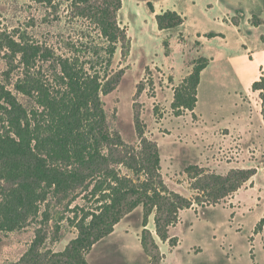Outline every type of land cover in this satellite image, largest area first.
<instances>
[{
  "label": "rangeland",
  "instance_id": "obj_1",
  "mask_svg": "<svg viewBox=\"0 0 264 264\" xmlns=\"http://www.w3.org/2000/svg\"><path fill=\"white\" fill-rule=\"evenodd\" d=\"M122 1L118 21L127 31V41L118 44L112 64L107 66V41L99 23L85 15L90 14L87 6L74 0L52 3L0 0V83L12 90L25 108L37 112L33 119L37 123L44 109L38 102V90L50 88L57 94L65 86L61 79V58H69L92 74L99 71L104 78L121 74L111 92L100 94L112 140L115 138L121 145L113 141L102 150L110 155L109 163L122 176L137 182L148 177V172L142 171L148 159L147 141L157 142L159 146V174L167 187L188 198L197 197L201 191L195 188L200 178L186 171L190 165L218 174L232 170L229 168L234 160L241 167L262 168L254 176L253 186L244 188L234 201L228 198L206 207L196 200L184 209L188 211L182 213L174 229L180 239L177 248L157 238L163 244L165 264H264V229L255 232L264 216V123L260 121L263 116L258 91L251 88L245 95L258 132L248 136L246 142L239 141V137L226 140L228 129L224 127L233 123L236 112L240 111L229 93L246 92L257 72L256 63L264 65V0H247L240 9L246 43L253 54L237 41L234 24L223 23L228 15L233 21L239 19L233 13L236 14L240 0H221L217 4L216 0ZM175 7L182 10L185 24L160 30L156 15ZM200 31L220 32V35L211 37L215 39L204 47L197 36ZM224 33L229 36L228 43L223 40ZM11 37L30 50L38 47L42 56L38 55L33 64L26 66L22 53L9 47ZM205 37L207 41L210 39ZM226 52L231 62L219 64ZM203 56L217 57L220 61L214 66L218 70L212 80L205 75L200 96L198 88L197 111L204 117L199 121L189 111L176 116L172 107L175 90ZM19 84H24L22 88L31 90L32 95L20 91ZM244 107L249 109L248 104ZM213 126L216 128L211 129ZM43 130L46 133L45 125ZM62 168L65 172L71 169L67 164H62ZM99 180L98 174L73 182L64 178L61 186L46 187L45 199L29 207L22 226L14 230L6 229L1 223L6 218L2 205L13 199L16 184L1 181L0 264L21 260L37 239L41 242L38 250L44 257L33 263L55 264L51 253L63 251L78 236L77 222L81 217L86 212L97 211L103 204L102 194L95 189ZM126 218L131 234L120 232L119 245L115 247L108 245L110 241L105 238L100 240L86 255L90 264L142 263V257L125 244H134L138 231L143 230V207L139 206ZM149 227L156 234L154 215L150 217ZM131 252L129 261L124 256Z\"/></svg>",
  "mask_w": 264,
  "mask_h": 264
},
{
  "label": "trees",
  "instance_id": "obj_2",
  "mask_svg": "<svg viewBox=\"0 0 264 264\" xmlns=\"http://www.w3.org/2000/svg\"><path fill=\"white\" fill-rule=\"evenodd\" d=\"M39 1L52 3L54 0ZM74 1L87 6L90 14L85 15L93 17L99 23L101 34L107 41L105 61L107 66H111L118 44L127 41V31L118 21L123 1ZM150 7L153 10L152 4ZM156 21L160 30H167L181 26L185 17L176 10L168 9L158 13ZM219 35L215 32L205 34L210 38ZM8 43L14 52L22 53L26 66L33 64L37 56L41 55L38 47L33 46L30 50L29 46L12 37L8 38ZM44 57L46 59L47 56ZM209 62L210 59L204 56L196 61L193 72L175 90L172 107L176 116H181L186 111L195 116L201 73ZM59 64L65 86L56 91L57 94L50 88L38 90V102L44 109L37 123H33L37 112L25 108L12 90L0 83V185L1 181L16 184L13 199L2 205L6 218L1 225H5L8 230L22 226L26 210L37 201L45 199V188L61 186L64 178L73 182L85 180L95 174L100 177L95 189L96 193L102 194L103 204L97 211L86 212L81 217L77 222L78 236L63 251L51 253L55 264H90L86 255L94 245L109 236L115 226L139 206L143 207L141 244L150 257L148 264H162L165 255L157 237L162 241H169L172 247L177 246L179 239L171 235L170 230L179 222L181 211L190 208L196 200L203 206L221 203L257 174L256 167L234 168L227 174H218L207 172L198 165H190L186 171L200 178L195 188L201 191L197 197L188 198L167 187L159 174V146L157 142L146 140L149 153L142 171L148 172L147 179H139L140 182H137L128 176H122L109 163L110 155L102 150L110 142L114 141L116 145H121V142L115 138L112 140L100 97L102 91L109 93L115 88L121 74L111 79L104 78L99 71L92 74L69 58H61ZM23 86L24 84H19L17 88L32 95V91L22 88ZM251 88L259 92L264 121V73L252 83ZM62 164H67L71 169L65 172ZM152 215L156 234L148 227ZM263 228L264 216L255 232H261ZM40 243L39 239L35 240L23 258L11 264H36L33 262L44 257L38 250Z\"/></svg>",
  "mask_w": 264,
  "mask_h": 264
},
{
  "label": "crops",
  "instance_id": "obj_3",
  "mask_svg": "<svg viewBox=\"0 0 264 264\" xmlns=\"http://www.w3.org/2000/svg\"><path fill=\"white\" fill-rule=\"evenodd\" d=\"M217 3H221V0H216V4ZM239 3H240V6L236 9V14H234L233 13V15H239V19H237L236 21H233L232 19H231V17L228 15V16H226V19L224 18L223 19V23L225 22V21H227L229 24H231V23H233L234 24V26H235V28H236V31H237V37H238V40L237 41H239V43L242 45V47L245 49V50H247L248 52H250V53H252L253 54V52L251 51V49L248 47V44L246 43V34H245V31H244V27H243V21H242V18L240 19V14L242 13L241 11H240V9L241 8H243V4H245L246 5V3H247V0H240L239 1ZM209 5H212V6H214L215 4H209ZM171 10H175L176 9V11H178L179 13L182 11V10H179V8L178 7H175V8H170ZM166 10H168V9H166ZM165 10V11H166ZM162 12V11H161ZM156 13V12H155ZM182 15H183V13H182ZM232 16V15H231ZM185 21H186V18H185ZM185 24V22L181 25V26H183ZM181 26H179V27H181ZM207 33H209V32H206V31H200V32H198L197 33V36L199 37V41H201V44L205 47L206 46V44L209 42V41H213L215 38H210V39H208V41L206 40L207 38L205 37V34H207ZM216 33V32H215ZM218 34H220V32H217ZM221 34H223V33H221ZM225 34V38H223V40H225L227 43L229 42V36L226 34V33H224ZM204 57H207V56H204ZM209 59H210V62H209V64H208V66L202 71V73H201V82H200V85H199V96H200V91H201V88H202V86H203V79H204V77H205V75L207 74L208 76V78H211V80L213 79V76L216 74V71L218 70L217 69V67L216 68H214V66L217 64V63H219L220 61V63L219 64H221L223 61H229V62H231V57H230V55L228 54V52H226L225 53V55H224V59L223 60H220L219 62H218V58L216 57H209ZM253 60V59H252ZM254 61V60H253ZM221 69H222V67H221ZM256 69H257V72H256V74H255V76L250 80V82L248 83V86H247V90H246V92H241V93H239V91H234V94H233V92H230L229 93V95H230V97H231V100L232 101H234V103H235V105H236V107H238L239 108V112H236L237 114L235 115V118H234V121H233V123H228V125L227 126H224V127H226L227 129H228V132H227V134H225L227 137H226V140H230V139H233L234 140V138L236 137H239L238 138V140L239 141H243V142H246L247 141V137L249 136V137H253L254 135H255V133H257L258 132V130L256 129V125H257V121H256V125L253 123V116H252V113H253V110L250 108L251 107V104L249 103V101L248 100H245V95H248L247 93L249 92V90L251 89V86H252V83L255 81V80H257L259 77H260V75L263 73V71H264V65H263V63H256ZM216 70V71H215ZM220 99L222 98L221 97V95H219L218 96ZM248 104L249 105V109H245V107H244V105L245 104ZM197 109H198V106L196 107V109H195V116L196 117H198L199 118V121H201L202 120V118L204 117L203 116V114L202 113H199L198 111H197ZM234 115V114H233ZM262 115V114H261ZM261 122L263 121V117H261V120H260ZM263 123H264V121H263ZM212 128H216V126H213V127H211V129ZM237 158H239V157H237ZM232 165H231V167L229 168V170L230 169H234V168H246V167H241V166H239V165H236L237 164V161L236 160H234L233 161V163H231ZM257 168V167H256ZM258 169V171L259 170H261L262 168H260V167H258L257 168ZM258 173V172H257ZM254 178V177H253ZM253 178L250 180V181H248L242 188H240L237 192H235L234 194H233V196H231L230 198H229V200H230V202H232V201H234L235 199H236V196L244 189V188H249L250 187V185L251 186H253ZM252 183V184H251ZM185 211H188V210H183V211H181V214H180V220H179V222L175 225V226H173L172 228H171V230H170V232H171V235H175V232H174V229L177 227V225L180 223V221H181V215H182V213L183 212H185ZM128 220V218H124V219H122L116 226H115V229H114V231L109 235V236H107L106 238H105V241H110V242H108V245H110V246H114V245H119V243H118V241H117V235L120 233V232H124L125 234H127V235H130L131 233L130 232H128V228L130 227L129 226V224H125L126 223V221ZM142 227H143V225H142ZM149 227V226H148ZM150 228V227H149ZM151 229V228H150ZM264 229V228H263ZM141 231L142 230H139L138 231V235H137V238H136V241L134 242V244H132L131 246H130V244H125L127 247H128V249L129 250H131V249H133V250H135L136 251V253H138V255H139V257H142V263L141 264H148L149 263V260H150V257L145 253V251H144V249H143V246H142V244H141ZM176 236V235H175ZM178 239H179V237H178ZM157 240H158V238H157ZM128 243H129V241H128ZM158 243H159V245H160V248H161V251H162V253L165 255L164 256V259H163V261H162V264H165V261H166V254H165V251H164V249H163V244H167V243H169V241H163V244H161L160 242H159V240H158ZM170 244V243H169ZM179 244H180V239H179V243L177 244V246H174V247H172L171 245V248H173V249H175V248H177L178 246H179ZM115 247V246H114ZM118 255H120L122 258H124V257H126L129 261L131 260V259H129V256L131 257L132 256V252L128 255V256H122L120 253L118 254ZM124 260V259H123ZM126 261V260H125ZM124 261V262H125ZM126 263V262H125ZM126 264H128V263H126Z\"/></svg>",
  "mask_w": 264,
  "mask_h": 264
}]
</instances>
